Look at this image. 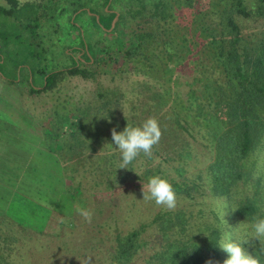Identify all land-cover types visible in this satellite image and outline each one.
Returning a JSON list of instances; mask_svg holds the SVG:
<instances>
[{"label":"rangeland","instance_id":"374dc122","mask_svg":"<svg viewBox=\"0 0 264 264\" xmlns=\"http://www.w3.org/2000/svg\"><path fill=\"white\" fill-rule=\"evenodd\" d=\"M208 1L195 0V10L206 7ZM85 5L86 13L78 12L75 19L71 6H67L63 16L71 17L70 21L40 35L42 42L38 36L33 39L30 30L21 31L9 16H0V75L3 77L0 82V106L5 104L10 109L12 102L17 101L18 105H23V116L32 122V127L25 132L23 153L20 154L19 162L22 161L23 165L18 166L19 169L24 167L23 187L18 184L15 193H2L0 196V202L9 200L14 204L11 209H0V264H88V257L91 264H113L117 237L140 227L145 229L140 238L146 245L129 264H146L145 260L157 248L156 231L151 220L157 212L167 209L155 205L154 201L143 200L142 185L147 184L146 178L142 180L136 175L142 173L149 163L146 156L141 154L131 163L133 167L129 164L128 168L118 169L120 153L111 144V129L115 127L120 132L127 124L137 126L150 116L159 120L163 133L156 149L170 151V158L160 161L167 179H185L189 183L195 180L198 184L192 192L195 195L192 199L177 194V206L172 210L183 209L191 216L189 227L192 232H198L200 225L208 230L216 227L221 237L226 229L219 207L226 203L229 210L224 219L228 230L234 235L251 234L252 223L232 216L231 202L226 196L214 195L209 178L203 176L202 179H195L198 173H205L206 166L214 159L212 138L206 136V131L199 126L191 129V134L175 129L170 123V111L159 117L152 107L154 100L150 99L151 91L141 87L144 76L134 74L131 69L133 64L122 58L126 45L116 44V41L120 42L116 40V34L121 30L113 29L120 11L113 6L106 11L109 3L105 8L100 6L102 10L95 11L89 10V4ZM110 11L115 12V16L108 26L110 20L106 16ZM93 18L97 23L101 21L103 26L100 27L103 29L95 27L97 25ZM176 21L168 26L169 39L173 46L181 50L180 37L183 32ZM71 22L80 25V28ZM53 23L56 24V20ZM259 24L264 25V21L246 23L250 27ZM79 35L83 38L84 46H81ZM97 37L105 39L98 45ZM192 47L198 49L194 44ZM93 49L98 58V62L92 65L96 71L94 78L64 75L53 90L40 94L28 92L31 81L34 86H41L45 72L69 66L72 57L84 53L86 55L81 60L90 61L87 56L90 58ZM190 56L187 58L191 59ZM185 63L178 64L175 73L180 76L181 82L175 91L183 101L188 96V83L196 78L191 87L199 92L203 81L198 78L201 67ZM214 76L223 79L219 71ZM11 79L15 81L11 82ZM10 89L17 93H11ZM113 92L122 94V104L115 108L107 121L102 118L98 121L89 119L87 127L92 126L93 129L88 128L80 133L79 138L85 140L83 144H77L76 140L64 134L58 139L73 148L62 152L50 148V139L45 138L43 128L45 125L49 127L48 118L54 116L55 110L66 113L78 107H95L106 98L113 102ZM163 110L170 109L164 107ZM0 112L5 115L3 118L16 116L1 109ZM51 129L52 134L53 130H57ZM18 147H21L20 140ZM179 151H183L184 155L180 157ZM151 161L155 164L159 158ZM179 163L180 174L175 171ZM248 163L252 165V179L245 186L238 184V196L241 191L243 195L255 189L256 176L264 178V139L250 155ZM77 188L78 193L75 192ZM261 203L264 208V198ZM81 207L94 210L91 223L85 222L78 214ZM256 242V239H252L251 246ZM226 258L227 253L220 249L221 264Z\"/></svg>","mask_w":264,"mask_h":264},{"label":"trees","instance_id":"16d2710c","mask_svg":"<svg viewBox=\"0 0 264 264\" xmlns=\"http://www.w3.org/2000/svg\"><path fill=\"white\" fill-rule=\"evenodd\" d=\"M108 3L106 11L112 6L120 11L113 27L114 30H121L120 34H116V40L120 41L116 44L126 45L122 58L133 64L131 69L134 74L144 76L141 87L151 91L154 112L160 117L170 111V123L175 129L190 133L191 129L199 126L206 131V136L212 138L214 159L206 166L205 173H198L195 179L209 178L214 195L226 196L231 202L232 216L249 223H253L254 218H264L262 176L253 177L255 189L251 193L242 195L241 191L237 195L238 184L245 186L252 179V165L248 163V158L264 139V25H246L248 21H264V0H209L206 7L197 11L195 0H0V16H9L21 31L30 30L34 39L70 21L71 17L63 16L67 6H71L75 19L78 12L86 13L85 4H89L90 11H95L102 10L101 7L105 8ZM114 16L113 11L106 16L110 20L108 26ZM93 20L97 25L95 27L103 26L100 20V23L95 18ZM175 20L183 32L181 50L173 46L169 39L168 26ZM71 24L80 28L74 22ZM97 38L98 45L105 39ZM39 40L42 42L41 38ZM79 40L84 46L83 38ZM192 44L198 49L194 50ZM84 55L72 57V63L67 67L45 72L39 87L31 81L28 92L40 94L53 90L64 75L94 78L96 71L92 65L98 62L94 49L90 58L87 56L90 61L81 60ZM205 56L206 59H203ZM184 61L200 66L201 76L198 78L203 80L199 92L191 87L196 78L188 83L185 101L175 91L181 83L180 76L175 74L176 66ZM218 71L222 73V80L214 76ZM113 96V102L106 98L95 107H78L66 113L55 110L54 116L48 118L49 127L45 125L43 128L45 138L50 139V148L55 152L72 149L73 146L58 139L64 134L76 140L77 144H83L85 140L79 136L84 130L93 129L92 126L87 127L90 120L102 118L107 121L115 108L122 104V94L115 93ZM164 107L170 110H163ZM51 128L57 130H53L52 134ZM183 151L178 152L180 157L184 155ZM169 152L154 147L153 156L146 159L149 163L144 164L142 173L136 176L142 180L145 177L146 182L154 175L167 178L160 161L168 160ZM153 158H159V161L154 164L151 161ZM180 164L175 167L179 174ZM130 166L133 167L132 164ZM170 181L178 195L194 198L192 192L198 186L195 180L189 183L185 179L173 178ZM75 192H79L78 188ZM190 218L183 209L162 210L153 216L151 222L156 231L157 248L145 260L146 264H206L208 260L221 264L219 229L212 227L208 230L200 225L198 232L194 233L189 227ZM144 230V227L136 228L125 236L117 237L113 264L131 262L146 245L140 238ZM257 241L254 246L249 243L245 247L259 255L261 264H264L262 246Z\"/></svg>","mask_w":264,"mask_h":264},{"label":"clouds","instance_id":"9594fccd","mask_svg":"<svg viewBox=\"0 0 264 264\" xmlns=\"http://www.w3.org/2000/svg\"><path fill=\"white\" fill-rule=\"evenodd\" d=\"M162 128L159 120L150 116L141 124L132 126L127 124L123 131L117 132L116 128L111 129L112 145L120 153V163L118 169L128 168V165L136 160L141 154L151 158L153 148L159 144L162 137ZM143 200L154 201L155 205L167 210L175 209L177 206V192L172 182L161 175H154L148 179L146 185H142ZM229 210L227 204L219 207L221 219L224 221L225 229L221 233L218 246L227 253V258L223 264H261V258L257 254L248 251L245 245H248L252 239L260 241L261 252L264 253V218H254L251 224L252 232L243 235H234L228 230L227 221L224 219ZM78 214L87 223H91L94 210L81 207ZM88 264H91V258L88 257ZM206 264H213L212 260L206 261ZM219 264V262H216Z\"/></svg>","mask_w":264,"mask_h":264},{"label":"crops","instance_id":"0c3cea01","mask_svg":"<svg viewBox=\"0 0 264 264\" xmlns=\"http://www.w3.org/2000/svg\"><path fill=\"white\" fill-rule=\"evenodd\" d=\"M10 92L17 93L12 89ZM12 105L10 109L5 104L0 106L4 112L16 114L14 118L8 119L3 118L5 115L0 112V196L2 193L5 195L15 193L18 184L23 187L25 174L23 173L24 167L18 168L19 164L23 165L19 159L20 154L23 153L25 132L32 127V122L27 121L28 118L23 116L25 113L23 105H18L17 101H13ZM19 140L21 141L20 148L18 147ZM13 205L9 200H4L0 202V209L8 210L13 208Z\"/></svg>","mask_w":264,"mask_h":264}]
</instances>
